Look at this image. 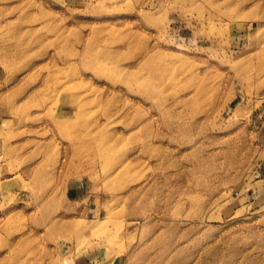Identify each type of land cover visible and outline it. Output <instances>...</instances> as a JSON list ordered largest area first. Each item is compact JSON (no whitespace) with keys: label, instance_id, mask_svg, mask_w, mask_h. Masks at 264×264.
Listing matches in <instances>:
<instances>
[{"label":"rangeland","instance_id":"1","mask_svg":"<svg viewBox=\"0 0 264 264\" xmlns=\"http://www.w3.org/2000/svg\"><path fill=\"white\" fill-rule=\"evenodd\" d=\"M0 264H264V0H0Z\"/></svg>","mask_w":264,"mask_h":264}]
</instances>
